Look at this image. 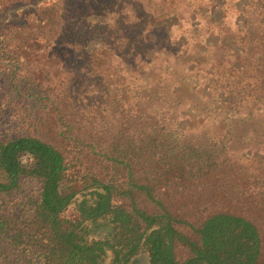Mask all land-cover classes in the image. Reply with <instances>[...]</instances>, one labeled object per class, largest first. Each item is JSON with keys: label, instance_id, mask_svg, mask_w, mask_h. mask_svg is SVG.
Wrapping results in <instances>:
<instances>
[{"label": "trees", "instance_id": "obj_1", "mask_svg": "<svg viewBox=\"0 0 264 264\" xmlns=\"http://www.w3.org/2000/svg\"><path fill=\"white\" fill-rule=\"evenodd\" d=\"M88 1L0 0V264H264V141L236 149L264 131V0L246 2L240 52L213 46L217 139L171 127L197 45L166 26L180 0H126L106 20ZM191 5L195 37L197 11L216 23ZM75 52L73 72L55 68Z\"/></svg>", "mask_w": 264, "mask_h": 264}, {"label": "rangeland", "instance_id": "obj_2", "mask_svg": "<svg viewBox=\"0 0 264 264\" xmlns=\"http://www.w3.org/2000/svg\"><path fill=\"white\" fill-rule=\"evenodd\" d=\"M92 1L93 0L88 1L87 4ZM102 1L106 4V7L108 8L107 13L109 14V16L104 17V20L112 17L115 11L117 12V10H121V4H123L124 7L127 6L126 0L125 2H122L121 0ZM155 1L158 2L160 0ZM200 1L203 2L204 6L209 4L210 19L212 20V22H214V24H216L208 26L210 29H207L206 31H208V33L205 34L204 32H206L205 29L207 27L203 20L204 17L197 11L196 18L198 20H201L199 26L203 29H196V35L195 37H192V34L189 32L191 31L190 18L191 16H193V14H195L193 13V11L195 8H197V6H193L191 4H194L195 2L198 3ZM116 2H118L119 4L115 5ZM131 2H133V0H131ZM246 2L247 0H180L177 5L179 12L178 16L180 17L179 26L174 27L177 22L175 16L171 17L167 21L166 26H173V36L182 35L187 39L189 45H191V40L195 38L196 40L193 41H195L197 44L195 47V51L189 58H186V60L190 61V63L184 69L185 73L179 77L180 83L179 85H177V89L179 90L174 94L179 104L178 106H176L177 111L175 110L174 113L170 116L172 128L176 127L179 130L183 128H189V130H191V132L195 134L206 133L208 134V136H214L216 139L219 136L223 135V133H226L227 128L223 126L222 121L227 116V113H225V111H221V108L218 109V105L212 104V100L204 97V92H206L207 90L204 87L207 86L208 82L210 84H213L215 78L217 77L213 76L214 79H211L210 75H207L208 72H213L212 67L214 68V70H221L220 67L214 66L215 64L213 60L215 58V51L213 50V46L219 40L222 43L231 46L234 50L238 52L241 51L240 46H242L243 42L242 38L240 37H242L244 33L242 35L238 34V27L241 31L246 32L249 29V22L255 19L253 15L257 13L255 12L250 16L251 10L248 9ZM97 12L102 13L101 9H99ZM252 24L255 25L256 23ZM96 42L97 41H94V43H92V46H97ZM234 42L237 43L235 44ZM189 48L191 47L189 46ZM148 52L151 54L152 50ZM52 53L53 52H51V54ZM59 54H61V52ZM80 55L78 52L71 54L70 57L63 62V64L61 63L58 55H56L57 57H52V63L55 64V68H57L60 72H64L62 69L63 65L67 70L73 72L75 63L70 64V66L68 65L69 63L74 62V58L76 59ZM108 61L112 64L119 65L116 60ZM45 74L47 73L42 72L39 74V76L45 78ZM47 75V77L50 76V74ZM101 77V82H105L106 84H108V89L112 90V85L110 83L113 80H111L108 75L103 73L101 74ZM93 90L95 93L94 96H96V90L92 88V93ZM106 93L109 94L110 92L102 91L100 95L105 96ZM223 97H221L220 100ZM188 99H190L191 104H189V102L187 101ZM223 107H225V105H223ZM109 114L110 110L109 112H103L100 115L104 117V121L109 122L108 127H112L113 129L116 126V117L110 118L108 116ZM183 114H186V116ZM201 121H204L203 125L198 124ZM236 131L238 130H234L232 131V133L235 134ZM102 132L105 133L104 130H102ZM244 136L245 138L241 139L240 145H237L236 149L241 150L242 148H245L247 146H254L255 148H258L260 146L259 144L264 141V131L262 132L261 129H256L255 131L246 130V132H244ZM177 254L180 259H183L186 255V251L182 247H178Z\"/></svg>", "mask_w": 264, "mask_h": 264}]
</instances>
